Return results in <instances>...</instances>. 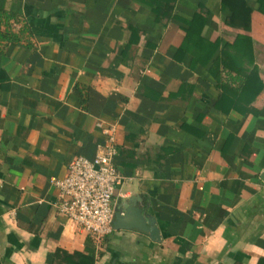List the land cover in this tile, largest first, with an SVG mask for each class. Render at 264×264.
I'll return each mask as SVG.
<instances>
[{
	"label": "crops",
	"instance_id": "obj_1",
	"mask_svg": "<svg viewBox=\"0 0 264 264\" xmlns=\"http://www.w3.org/2000/svg\"><path fill=\"white\" fill-rule=\"evenodd\" d=\"M227 17L221 0H0V264H264V33L243 88ZM110 134L115 205L136 197L160 241L93 237L55 206L53 180Z\"/></svg>",
	"mask_w": 264,
	"mask_h": 264
},
{
	"label": "built area",
	"instance_id": "obj_2",
	"mask_svg": "<svg viewBox=\"0 0 264 264\" xmlns=\"http://www.w3.org/2000/svg\"><path fill=\"white\" fill-rule=\"evenodd\" d=\"M94 158L78 155L64 177L53 180L59 189L58 211L88 235L103 237L114 230L115 196L122 175L115 163L118 148L113 134Z\"/></svg>",
	"mask_w": 264,
	"mask_h": 264
},
{
	"label": "trees",
	"instance_id": "obj_3",
	"mask_svg": "<svg viewBox=\"0 0 264 264\" xmlns=\"http://www.w3.org/2000/svg\"><path fill=\"white\" fill-rule=\"evenodd\" d=\"M257 7H254L250 4L249 0H221V6L223 10L228 12L227 17V24L230 25L232 28L242 29V33H238L235 40L230 43H226L221 56V62L223 66L228 69L229 75H232L233 71H237L236 75L232 77L234 81H238L241 84L243 83V88H251L254 87V83L258 77L259 66L256 64L255 61V36L253 32L257 34L264 33V0H257ZM8 17V16H7ZM9 34V33H6ZM200 33H195L193 26L191 29L187 30L185 41L183 42V46L190 47L191 45L199 46L195 43L197 35ZM3 32L0 33V36H4ZM211 45V43H210ZM214 48L216 47L215 44H212ZM231 52H234L231 53ZM246 60L252 66V72L254 75L251 74L245 76H241L238 74L239 69L242 63ZM198 59H196L197 61ZM229 88V83L222 84ZM235 87L233 90L234 92H239L241 89ZM264 84L263 81L260 80L259 87L255 91V96L263 90ZM77 256L84 257L83 255L76 253ZM88 259V258H86ZM90 261H86V264H94V259L89 258Z\"/></svg>",
	"mask_w": 264,
	"mask_h": 264
},
{
	"label": "water",
	"instance_id": "obj_4",
	"mask_svg": "<svg viewBox=\"0 0 264 264\" xmlns=\"http://www.w3.org/2000/svg\"><path fill=\"white\" fill-rule=\"evenodd\" d=\"M264 181V172L261 175ZM136 197H131L115 205V229H137L149 233L153 240L160 241V231L156 220L151 215H146L137 206Z\"/></svg>",
	"mask_w": 264,
	"mask_h": 264
}]
</instances>
